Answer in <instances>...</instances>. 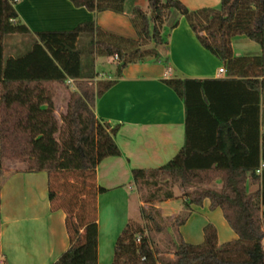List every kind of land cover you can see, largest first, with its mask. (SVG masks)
Listing matches in <instances>:
<instances>
[{
  "label": "trees",
  "instance_id": "16d2710c",
  "mask_svg": "<svg viewBox=\"0 0 264 264\" xmlns=\"http://www.w3.org/2000/svg\"><path fill=\"white\" fill-rule=\"evenodd\" d=\"M69 1L93 12L124 10V0ZM14 2L0 0V165L16 160L23 164L22 171L46 173L50 208L64 212L69 241L53 264H98L95 201L104 188L95 183V168L120 150L114 140L118 125L110 126L93 112L96 97L113 82L91 79L95 57L116 55L117 76L130 63L161 58L167 48L160 30L165 14H172L170 29L183 16L226 74L238 79H166L183 101L184 144L159 167L131 169L132 180L135 186L177 183L190 188L184 193L186 215L175 219L176 228L185 222L191 205L201 206L207 199L209 210L220 209L235 237L218 243L212 223L202 228L199 243L184 241L176 231L168 252L172 257L159 259V249L127 223L115 242L111 264H264V168L257 171L264 159V130L258 118L264 95V0H220L218 9L196 10L180 0H148L151 17L137 6L131 11L136 38L108 32L93 21L66 31L37 32L32 38L16 20ZM235 35L258 44L259 55L233 57L230 39ZM10 36L28 37L12 55L6 54ZM85 42L91 58L83 64ZM234 82L240 83L237 107L224 102ZM56 84L68 90L60 123L53 114ZM63 172L88 176L89 181L61 188L58 175ZM250 184L255 188L249 189ZM82 194L93 206L79 200Z\"/></svg>",
  "mask_w": 264,
  "mask_h": 264
},
{
  "label": "crops",
  "instance_id": "0c3cea01",
  "mask_svg": "<svg viewBox=\"0 0 264 264\" xmlns=\"http://www.w3.org/2000/svg\"><path fill=\"white\" fill-rule=\"evenodd\" d=\"M139 1L124 0L122 13L110 10L88 11L84 7L74 6L69 0H15L14 9L16 20L29 29L32 38H35L37 32L66 31L88 21H93L108 32L136 38L130 17L132 8L138 6ZM180 1L189 10L220 7V0ZM237 36L243 35H235L230 39L233 57L259 55V46L251 45L246 39ZM26 38L28 37L17 36L15 42L21 44ZM168 40L169 48H166L161 58L130 63L121 69L119 76L113 67L109 73L100 77V80L113 82L96 97L93 112L96 118L110 126L118 125L114 140L120 155L102 159L95 168V183L104 188L103 192L97 194L95 201L98 264H111L119 234L136 216L132 214V200L134 199L136 207L140 201L135 192L131 169L159 167L168 162L184 144L183 101L165 80L238 79L236 74L218 72V68L224 65L199 43L183 16L170 29ZM234 45L251 47L248 51L237 54ZM9 47L13 52L8 55L18 49L14 42ZM106 62L110 60L107 59ZM229 84L232 87L224 102L237 107L240 94L237 85L240 83ZM239 86L243 90L244 87ZM59 97L64 100V106L57 103ZM263 97L261 94L258 113L260 131L264 130ZM67 99L68 90L56 84L53 114L58 122L60 112L65 111ZM263 160L260 159L259 165ZM16 162L19 167H14L15 163L11 162L7 166L3 162L0 165V264H53L69 246L65 214L60 209L50 208L46 173L22 171L23 164ZM215 186L219 187L220 182L217 181ZM253 188L255 185L250 184L249 189ZM208 205L209 201L205 199L201 206H190L191 212L177 228L184 241H202L205 223L200 224L196 240L191 241L184 237L182 226L196 213L211 211ZM217 209L220 211L219 208L214 210ZM221 218L218 223L225 228L223 232L226 239L234 238L235 234L224 218ZM216 232L218 238L217 227ZM198 239L201 240L197 242Z\"/></svg>",
  "mask_w": 264,
  "mask_h": 264
},
{
  "label": "rangeland",
  "instance_id": "374dc122",
  "mask_svg": "<svg viewBox=\"0 0 264 264\" xmlns=\"http://www.w3.org/2000/svg\"><path fill=\"white\" fill-rule=\"evenodd\" d=\"M147 2L148 0H140L137 7L141 8L148 17H151L152 13ZM171 19H173L172 14H165V16L162 17L160 23V25L162 26H160V30L166 40L167 49L169 48L168 38L170 32V26L168 25L171 23ZM239 37L246 39V41H248L251 45H255L258 47V44L252 42L251 40L243 36H237V38ZM16 38L17 36H10L6 39V43L8 45H11L14 42V44L18 46V48L22 47L19 42H15L17 40ZM249 47L251 46L245 47L234 45V50L235 53L242 54L245 51H248ZM89 48L90 46H88L86 42L81 45L80 57L83 64L87 63V58H91V55H88ZM9 52H13V50H11V47L6 49V54H9ZM107 59L110 60V62H106ZM107 59L106 57L101 56L95 57L94 77L91 78L95 82L100 79L101 75L104 76L105 73H109V71L116 66V58L112 57ZM61 86L63 87V89H66L63 85ZM70 86L73 87V85L69 84V89ZM63 102L64 100L62 99V97H59L57 103L64 106ZM61 114L62 113L60 112V115ZM10 162L15 163L14 167H19V164L16 162V160L3 161L5 166H7ZM58 177L60 178V186L62 185L61 188H65L68 186V184L71 183L76 184V182H78L79 180H84L85 182L89 181L88 176L82 177L80 175L72 174L69 172H63V174H59ZM187 189L188 188L181 187L177 183H174L172 185L159 183L157 185L145 184L142 186H135V192L137 193L140 202L138 207H136V205L134 204V199L132 200L131 210L132 214H136V216L131 220V224L132 226L139 229L144 235H146L150 239L151 243L156 246L157 249H159L160 253L157 255L159 259L170 258V254L168 252L172 251V241L177 238V228L174 221L176 218H183L187 212L184 206V193ZM168 191L171 192L172 196L166 198L165 193ZM83 195L84 194L79 196V200L86 202L88 198L84 199ZM87 202L89 203L90 207L92 204L90 205L89 200ZM221 217L222 214L218 209L216 211L213 209L205 214H203L202 212L196 213L182 226L184 237L190 241L196 240L195 236L196 233H198L200 224L205 223L206 225L207 223H212L215 228L217 227L218 230L217 241L220 243L227 241L226 235L223 232V229L225 228H223L218 223L220 222L219 219H222ZM228 227L226 229H228ZM178 235L182 234L179 233ZM200 240L201 239H198L197 242H199Z\"/></svg>",
  "mask_w": 264,
  "mask_h": 264
},
{
  "label": "built area",
  "instance_id": "2783aa9c",
  "mask_svg": "<svg viewBox=\"0 0 264 264\" xmlns=\"http://www.w3.org/2000/svg\"><path fill=\"white\" fill-rule=\"evenodd\" d=\"M113 57L116 58V55H114ZM218 72H219V73H223V72H225L224 67H219V68H218ZM67 82H68V83H72V79H71V78H68V79H67ZM262 168H264V160L260 163V165H259V169H258L257 171L260 172ZM138 240H139V238H136V241H138Z\"/></svg>",
  "mask_w": 264,
  "mask_h": 264
}]
</instances>
